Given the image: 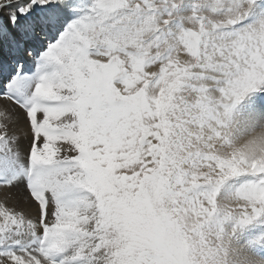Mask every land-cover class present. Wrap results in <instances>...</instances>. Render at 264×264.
Returning <instances> with one entry per match:
<instances>
[{
    "label": "snow or ice",
    "instance_id": "1",
    "mask_svg": "<svg viewBox=\"0 0 264 264\" xmlns=\"http://www.w3.org/2000/svg\"><path fill=\"white\" fill-rule=\"evenodd\" d=\"M0 264H264V0H0Z\"/></svg>",
    "mask_w": 264,
    "mask_h": 264
}]
</instances>
